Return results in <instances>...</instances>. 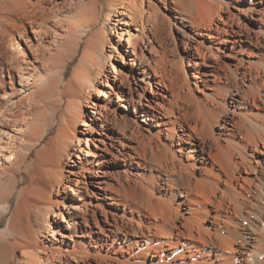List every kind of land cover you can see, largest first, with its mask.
Segmentation results:
<instances>
[{"label": "bare ground", "instance_id": "6f19581e", "mask_svg": "<svg viewBox=\"0 0 264 264\" xmlns=\"http://www.w3.org/2000/svg\"><path fill=\"white\" fill-rule=\"evenodd\" d=\"M143 2L0 0L2 264H264V0Z\"/></svg>", "mask_w": 264, "mask_h": 264}, {"label": "rangeland", "instance_id": "374dc122", "mask_svg": "<svg viewBox=\"0 0 264 264\" xmlns=\"http://www.w3.org/2000/svg\"><path fill=\"white\" fill-rule=\"evenodd\" d=\"M143 4H144L143 6L145 9L152 8V6H154L153 0H150V1L144 0ZM48 8H50V7H48ZM179 28L183 29V31H185L186 33H189L188 30L186 28H183L180 23H177L174 26H171L170 28L164 24V31L161 34V37H160L161 40L159 41L160 43H162V41H164L163 42L164 44L163 43L162 44H163V50L165 49L164 51L166 52L165 55L167 56V58L172 59V60L173 59L175 60L177 58V56L179 55V53L181 52V46H180L179 41L182 37V33L179 32ZM124 37H126V36H124ZM71 67H73V65L70 66V68L68 69V72L71 71V69H72ZM192 81H193L192 82L193 84L191 85V87L193 89L195 80H192ZM203 87H204L203 82L202 83L200 82L199 83V89H203ZM196 94H199V93L196 92ZM142 174L149 176V173H147V172H143ZM123 177L124 176L122 174V182L124 184V187L121 189L120 199H122L124 201V200H128L130 197H132L134 194V191H138L139 187L136 186L132 180L129 183L125 182ZM9 204L11 207H13L14 198L9 201ZM6 221H7V215H1L0 216V230L4 229V227L6 225ZM20 259H21L20 253L15 252L14 256H13L12 264H18V261ZM2 263L3 262L0 261V264H2Z\"/></svg>", "mask_w": 264, "mask_h": 264}]
</instances>
